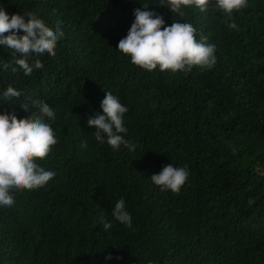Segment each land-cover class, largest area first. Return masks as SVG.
Masks as SVG:
<instances>
[{"label":"trees","instance_id":"obj_1","mask_svg":"<svg viewBox=\"0 0 264 264\" xmlns=\"http://www.w3.org/2000/svg\"><path fill=\"white\" fill-rule=\"evenodd\" d=\"M213 4L181 17L167 0H0L9 16L32 12L63 32L55 56L33 54L43 68L30 76L0 45V114L27 118L32 100L46 102L58 140L37 160L56 176L0 206V264H264V0L231 18ZM143 5L165 26L191 23L216 64L187 74L133 65L118 43ZM9 86L18 99H4ZM105 92L127 107L122 135L135 151L98 143L87 126ZM170 163L189 171L178 193L150 179ZM121 198L131 228L111 215Z\"/></svg>","mask_w":264,"mask_h":264},{"label":"clouds","instance_id":"obj_2","mask_svg":"<svg viewBox=\"0 0 264 264\" xmlns=\"http://www.w3.org/2000/svg\"><path fill=\"white\" fill-rule=\"evenodd\" d=\"M161 3L163 5L164 0ZM210 3L212 0H167L166 8L183 17L184 8L195 6L201 12H206ZM247 6L248 0H214L213 4L214 10L228 14L229 18L233 11ZM143 9L134 10V22L127 36L118 43V51L129 56L133 65L147 71L159 68L161 72L187 74L194 67L210 69L216 64L215 45L207 43L206 36L201 35L197 39L196 29L191 23L172 22L170 26H165L161 15L149 11L148 5H143ZM229 27L236 29L237 25L232 22ZM21 31L23 35L19 34ZM62 37L59 22L54 31L32 12L9 16L0 7V45L11 50L13 55L19 54L21 58L16 59L15 64L25 76L43 68L40 59H31L33 54L36 57L44 54L55 56L57 42ZM3 67L7 69L9 64L4 63ZM11 71L15 73L17 68L12 67ZM20 96L21 91L11 86L3 92L6 100L18 99ZM30 103L35 111L29 110L28 103L21 105L25 111L31 112L27 118L18 119L14 113L0 114V206L14 205V198L10 195L13 190L41 188L56 176L55 172L45 170L37 163V160L45 159L58 143L48 122L55 121L56 113L46 102L32 100ZM100 107L103 114L96 113L87 119V126L96 129L93 132L95 140L103 144L106 138L107 145L113 150L124 145L130 151H135L136 145L122 135L127 133L123 121L127 107L111 92H105ZM81 147L86 148L87 143L82 142ZM188 177L186 167H174L170 163L150 179L161 191L178 193ZM251 203L253 201L250 198L249 204ZM111 215L128 228L132 227V217L126 210L123 198L115 203ZM100 222L105 231L112 228V224L104 219L103 213ZM106 259L110 260L112 257L108 256Z\"/></svg>","mask_w":264,"mask_h":264}]
</instances>
